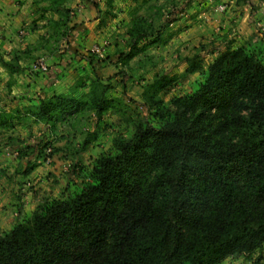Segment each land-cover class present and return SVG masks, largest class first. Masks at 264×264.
I'll return each mask as SVG.
<instances>
[{"label": "trees", "instance_id": "obj_1", "mask_svg": "<svg viewBox=\"0 0 264 264\" xmlns=\"http://www.w3.org/2000/svg\"><path fill=\"white\" fill-rule=\"evenodd\" d=\"M142 35L134 23L119 63L135 57ZM152 90L147 104L159 121H138L115 155L100 156L93 185L0 230V264H222L262 252L264 63L243 48L225 51L197 92L171 98L168 109L157 98L161 81ZM92 94L53 96L31 114L49 125L80 107L100 117L113 101Z\"/></svg>", "mask_w": 264, "mask_h": 264}, {"label": "rangeland", "instance_id": "obj_2", "mask_svg": "<svg viewBox=\"0 0 264 264\" xmlns=\"http://www.w3.org/2000/svg\"><path fill=\"white\" fill-rule=\"evenodd\" d=\"M202 1L90 0L102 19L100 24L105 27L107 37L89 47L84 44V49L79 46L84 50L85 60L70 59V71L78 79L72 81L70 97L85 102L92 91L95 99L113 101V106L100 117L95 115L94 108L87 107L58 117L59 123L51 128L57 140L50 136V129L46 131L31 118L22 124L11 123L16 133L9 137L10 146L0 132V178L10 174V168L18 180L26 177V171L30 175L37 169L33 177L28 175L31 181L18 183L25 193L17 195L15 188H0L2 232L25 221L40 206L66 200L93 185L92 171L100 156L115 155V143L129 140L138 121L155 125L159 119L149 110L147 98L153 94L152 86L157 80L163 86L157 98L163 102L161 107L168 109L171 98L197 92L209 64L225 51L243 48L264 63V4L261 5L264 0H251L250 7L244 11H232L228 4L223 5L226 7L223 10L218 9L219 5L214 11L195 13ZM206 1L215 5V0ZM259 5L261 11L257 10ZM134 23L143 28L144 35L131 50L135 57L125 65L119 63V57L127 54L134 44L129 36ZM212 23H222L223 27ZM96 46L99 53L92 51ZM191 63L199 72H186ZM30 71L33 73L31 66ZM168 80L170 85H166ZM6 124L0 125V131L10 128ZM85 142L88 145L83 148ZM47 148L52 150L50 165L44 162ZM259 255L262 256L259 264H264V249L252 254L249 260L228 258L222 264H253Z\"/></svg>", "mask_w": 264, "mask_h": 264}, {"label": "crops", "instance_id": "obj_3", "mask_svg": "<svg viewBox=\"0 0 264 264\" xmlns=\"http://www.w3.org/2000/svg\"><path fill=\"white\" fill-rule=\"evenodd\" d=\"M250 2L251 0H215V5L211 6L203 0L195 13L214 11L219 5L223 7L228 4L232 11H244L250 7ZM263 4L264 2L261 3ZM257 10L261 11L260 5ZM98 16L96 7L90 0H0V125L7 122L6 127H10L6 132L0 131L4 134L2 137H6L3 141L12 142L11 133L15 134L16 130H13L11 123L22 124L29 122L30 118L34 123L37 122L31 110L45 97L70 96V87L74 83L72 81L78 80L77 75L70 71V59L75 58V62L85 60V45L89 47L93 42H102L107 37L105 27L100 24L102 19ZM214 25L223 27L222 23ZM20 30H24L23 36H19ZM40 56H46L48 71L32 73L30 66ZM35 98L37 100H33ZM56 123H59L58 120L52 126L39 124L46 131L50 129V136L57 140L54 137L56 133L51 131ZM59 140L63 143L62 138ZM8 171L13 172L12 168ZM36 171L37 169L33 172ZM12 172L0 178V188H15V193L21 195L25 192L18 183L31 181L29 176L33 177V172L29 175L30 172L26 171V177L21 180H18V176H12ZM25 196L30 198V194Z\"/></svg>", "mask_w": 264, "mask_h": 264}, {"label": "built area", "instance_id": "obj_4", "mask_svg": "<svg viewBox=\"0 0 264 264\" xmlns=\"http://www.w3.org/2000/svg\"><path fill=\"white\" fill-rule=\"evenodd\" d=\"M219 10H223V7L218 8ZM24 30L19 31V36L24 35ZM93 52L99 53V48L96 46L92 50ZM31 70L36 73H46L48 71V62L46 56H40L38 57L31 65ZM45 153V164L50 165L51 164V154L52 150L50 148H47L44 150Z\"/></svg>", "mask_w": 264, "mask_h": 264}]
</instances>
